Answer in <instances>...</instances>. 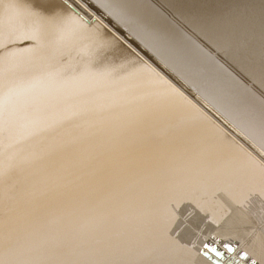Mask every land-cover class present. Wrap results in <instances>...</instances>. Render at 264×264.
Here are the masks:
<instances>
[{
  "label": "bare ground",
  "instance_id": "bare-ground-1",
  "mask_svg": "<svg viewBox=\"0 0 264 264\" xmlns=\"http://www.w3.org/2000/svg\"><path fill=\"white\" fill-rule=\"evenodd\" d=\"M160 1L225 61L148 0H0V264H264V0Z\"/></svg>",
  "mask_w": 264,
  "mask_h": 264
},
{
  "label": "rangeland",
  "instance_id": "rangeland-1",
  "mask_svg": "<svg viewBox=\"0 0 264 264\" xmlns=\"http://www.w3.org/2000/svg\"><path fill=\"white\" fill-rule=\"evenodd\" d=\"M151 3H150V2ZM156 1V2H155ZM148 2L150 3V4H152L153 6H155L158 10H160V12H162L163 14H164V16L166 15L167 17V19L169 20V21H172L179 29H181V31L183 30V32L185 33V34H187L189 37L191 36L192 38H193V40H195L196 42H197V40H198V42L197 43H199V45L201 46V47H203L204 49H206V50H209L212 54H215V52H217L216 50H215V48L213 49L212 48V46L211 45H209L208 43H206L205 44V42H207V41H205L202 37H200L197 33H195L196 31L195 30H193L190 26H189V24L187 23L186 24V22H185V20L184 19H181V18H178V16H177V14L175 15L172 11H171V9L166 5V7L162 4V2L160 1V0H148ZM162 7H164V8H162ZM177 17V18H176ZM179 19H181L182 20V22H181V20H179ZM178 21V22H177ZM183 21H184V23H183ZM185 24V25H184ZM188 25V26H187ZM189 27V28H187V27ZM193 33V34H192ZM194 35H195V37H194ZM196 35H198V36H196ZM200 41V42H199ZM204 41V42H203ZM204 44V45H203ZM211 46V47H210ZM206 47V48H205ZM213 50V51H212ZM219 52V53H218ZM217 53H216V55H217V58L219 57V56H221V57H219L218 59L220 60V61H225V55L222 53V52H220V51H218ZM111 53L112 52H110V51H104V52H102L101 53V56L102 57H104V58H111V60L113 59L114 61H118L119 59H117V57L116 56H113V55H111ZM222 53V54H221ZM221 54V55H220ZM215 55V56H216ZM217 59V60H218ZM237 231H239L238 233H237V235L234 237V243H235V245H239V244H241V243H249L250 242V240L252 239V237H253V231L254 230H250L249 228L247 229V227H245L244 225H237V227H236V232ZM258 231V230H257ZM224 244H226V241L224 240V241H222V246L224 247ZM195 258L197 259H193L192 261H193V264H208V263H206L205 261H198L199 259L197 258V256H195Z\"/></svg>",
  "mask_w": 264,
  "mask_h": 264
},
{
  "label": "snow or ice",
  "instance_id": "snow-or-ice-1",
  "mask_svg": "<svg viewBox=\"0 0 264 264\" xmlns=\"http://www.w3.org/2000/svg\"><path fill=\"white\" fill-rule=\"evenodd\" d=\"M81 2H82V4H88V0H81ZM74 3H75V0H66V2L63 5V7L65 9L69 10V11H75L77 15H80V12L76 11V8L73 7ZM89 6H91V5H89ZM33 7L35 8V7H38V6L37 5H33ZM121 7L131 11L134 8L133 0H126V2L123 5H121ZM41 10L46 11V9H44V8H42ZM113 39H114L115 45L117 47H124L123 46V42L119 41V38H113ZM125 51H128L130 53V50H128V49H125ZM130 54H132V53H130ZM261 125H262V127H264V115H262ZM241 135H243V133H241ZM244 139L249 143L250 146L254 147L252 142L250 140H248L247 137H244ZM259 160H260V167L262 169H264V151H260L259 152ZM190 243H192L191 240H186L185 241V245L190 244ZM224 248H225V250L227 252L234 251L233 247L230 244H224ZM197 251L198 252L207 251V252L215 253V255L218 258H222L223 255H224L223 253L219 252L217 248L210 247L209 244L206 241H201V247L198 248ZM168 264H187V262L170 261V262H168ZM225 264H235V262L234 261H229V262H225Z\"/></svg>",
  "mask_w": 264,
  "mask_h": 264
},
{
  "label": "water",
  "instance_id": "water-1",
  "mask_svg": "<svg viewBox=\"0 0 264 264\" xmlns=\"http://www.w3.org/2000/svg\"><path fill=\"white\" fill-rule=\"evenodd\" d=\"M206 254V253H205ZM215 254V253H214ZM208 255V254H207ZM242 255V254H241ZM241 255H240V258H242V257H244L243 255H242V257H241ZM208 257L210 258V256L208 255ZM217 257V256H216ZM218 259H221V258H218ZM211 262H213V261H211ZM214 264H217L216 262H213Z\"/></svg>",
  "mask_w": 264,
  "mask_h": 264
}]
</instances>
